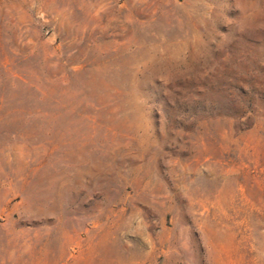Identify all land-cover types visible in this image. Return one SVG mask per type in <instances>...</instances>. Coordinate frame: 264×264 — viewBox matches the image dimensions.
I'll use <instances>...</instances> for the list:
<instances>
[{
	"label": "rangeland",
	"instance_id": "rangeland-1",
	"mask_svg": "<svg viewBox=\"0 0 264 264\" xmlns=\"http://www.w3.org/2000/svg\"><path fill=\"white\" fill-rule=\"evenodd\" d=\"M0 264H264V0H0Z\"/></svg>",
	"mask_w": 264,
	"mask_h": 264
}]
</instances>
